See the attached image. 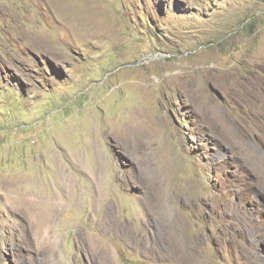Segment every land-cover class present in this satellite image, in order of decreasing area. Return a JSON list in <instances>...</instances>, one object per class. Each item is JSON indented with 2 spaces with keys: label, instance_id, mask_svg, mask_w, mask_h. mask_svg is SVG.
Masks as SVG:
<instances>
[{
  "label": "rangeland",
  "instance_id": "374dc122",
  "mask_svg": "<svg viewBox=\"0 0 264 264\" xmlns=\"http://www.w3.org/2000/svg\"><path fill=\"white\" fill-rule=\"evenodd\" d=\"M0 264H264V0H0Z\"/></svg>",
  "mask_w": 264,
  "mask_h": 264
},
{
  "label": "bare ground",
  "instance_id": "6f19581e",
  "mask_svg": "<svg viewBox=\"0 0 264 264\" xmlns=\"http://www.w3.org/2000/svg\"><path fill=\"white\" fill-rule=\"evenodd\" d=\"M39 45L46 44L43 39L36 40ZM130 129V127H128ZM2 193V192H1Z\"/></svg>",
  "mask_w": 264,
  "mask_h": 264
}]
</instances>
